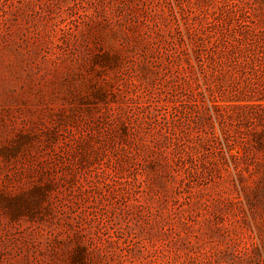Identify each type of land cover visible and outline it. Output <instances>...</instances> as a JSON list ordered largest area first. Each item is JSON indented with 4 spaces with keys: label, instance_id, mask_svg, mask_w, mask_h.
<instances>
[{
    "label": "rangeland",
    "instance_id": "rangeland-1",
    "mask_svg": "<svg viewBox=\"0 0 264 264\" xmlns=\"http://www.w3.org/2000/svg\"><path fill=\"white\" fill-rule=\"evenodd\" d=\"M0 264H264V0H0Z\"/></svg>",
    "mask_w": 264,
    "mask_h": 264
}]
</instances>
